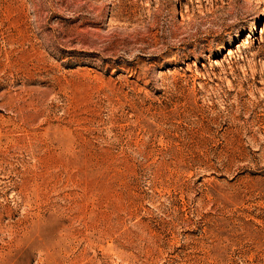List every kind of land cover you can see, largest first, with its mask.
<instances>
[{
	"label": "rangeland",
	"instance_id": "1",
	"mask_svg": "<svg viewBox=\"0 0 264 264\" xmlns=\"http://www.w3.org/2000/svg\"><path fill=\"white\" fill-rule=\"evenodd\" d=\"M0 264H264V0H0Z\"/></svg>",
	"mask_w": 264,
	"mask_h": 264
}]
</instances>
